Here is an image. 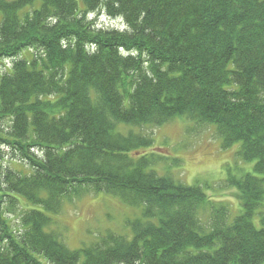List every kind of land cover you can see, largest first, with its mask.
Returning <instances> with one entry per match:
<instances>
[{"label":"trees","instance_id":"obj_1","mask_svg":"<svg viewBox=\"0 0 264 264\" xmlns=\"http://www.w3.org/2000/svg\"><path fill=\"white\" fill-rule=\"evenodd\" d=\"M99 11L124 28L96 27ZM7 58L0 264H264V0H0ZM176 117L213 126L223 149L238 142L254 161L227 179L241 207L232 220L201 185L133 154L153 142L135 127ZM15 158L21 168L4 164ZM98 193L140 208L131 235L70 248L54 215Z\"/></svg>","mask_w":264,"mask_h":264},{"label":"rangeland","instance_id":"obj_2","mask_svg":"<svg viewBox=\"0 0 264 264\" xmlns=\"http://www.w3.org/2000/svg\"><path fill=\"white\" fill-rule=\"evenodd\" d=\"M77 1L81 4V0ZM88 18L94 21L96 27L124 28L121 18H110L101 11L90 13ZM29 53L28 49L22 50L21 56L29 57ZM11 60L7 58L0 63V73L11 65ZM6 125L7 120H4L2 126ZM127 128L124 126L123 131ZM133 130L151 135L153 139L150 147L139 149L134 155L151 153L156 158L153 166L160 174L169 172L183 183L201 185L208 199L227 205L229 220L241 213L237 191L227 183V179L231 176L240 177L246 172L253 173L254 161H243L235 154L238 142L223 149L213 126L177 117L160 126H141ZM4 164L22 167L21 161L16 158L6 159ZM20 205L25 206V201L22 200ZM140 213V208L129 206L111 194H87L63 201L60 212L54 215L55 229L59 230L61 239L70 248H79L106 232L129 237L131 231L128 221L139 217ZM200 215L205 217V210ZM16 222L17 219H13L12 224ZM254 222L259 225L258 215L254 216Z\"/></svg>","mask_w":264,"mask_h":264}]
</instances>
